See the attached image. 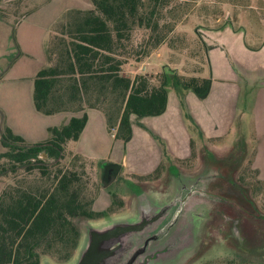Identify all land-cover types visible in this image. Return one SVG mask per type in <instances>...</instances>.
I'll return each mask as SVG.
<instances>
[{
  "label": "rangeland",
  "instance_id": "374dc122",
  "mask_svg": "<svg viewBox=\"0 0 264 264\" xmlns=\"http://www.w3.org/2000/svg\"><path fill=\"white\" fill-rule=\"evenodd\" d=\"M144 2L141 14L146 21L151 20L150 26L147 27L146 22L140 25L136 21L128 37L123 40L126 46L119 51L123 59H129L128 64L124 66V72L126 69L125 73L130 77H134L140 71L139 73L143 72L151 83L159 84L164 73H167L170 79L168 88L170 98L173 93L177 99L170 106L168 113L164 114L166 109L159 115L131 113L129 116L131 135L127 140L116 138L117 130L110 131L107 126L100 125L93 119L95 123L91 122L81 139L68 142L64 156L60 160L44 156L41 164L45 167L44 170L20 167L10 173V179L19 181L27 189L35 191L46 189L48 192L55 186L57 175L74 173L77 178L73 188L79 192L82 203L87 204L88 209L91 206L97 212L112 216L125 212L135 196L144 191L152 190L157 195L172 193L173 181L181 173L191 176L206 173L205 186H199L195 193V200L208 203L206 215L197 231L195 249L179 264L219 262L264 264V183L258 180L257 173L252 168L250 148L248 151L245 136L239 134L235 138L230 136L224 138L221 143L201 140L196 133L200 125L191 113V110L198 109V101L201 100L193 102L187 90L173 87L170 77L173 73L182 76L197 74L202 71L206 62L208 67L205 73L212 76V63L203 40L217 34L210 32L206 27L227 24L237 30L248 32L245 36L250 44L255 43V47L263 45L264 0H144ZM0 5L1 11L15 12L16 15H22L23 12L36 7L40 9L32 19L40 28L31 26L22 32L26 46L31 47L34 53L39 52L38 45L44 36L51 38L50 29L56 17L75 9L93 8L91 0H0ZM152 10L154 15H151ZM68 13L55 23L54 31L57 32L56 34L54 32V36L48 41L47 57L48 51L51 52L54 63L58 61L60 43L64 37L61 33L63 25L67 21H73L75 16ZM154 23H157V26L153 25ZM44 27L49 29L46 35ZM19 36L21 38L20 30ZM219 36L224 40H233L227 33H221ZM159 39L163 40L155 47ZM12 41L10 31H0V124L2 121L6 122L8 116L26 132L28 129L38 130L44 125L40 118L31 117L26 110L23 116L13 115L11 112L15 102L18 99L21 102L23 94L25 97L22 89L19 91V87L13 82V74L7 75L5 69L10 58L8 51ZM156 49L161 53L162 59L159 58L157 62L160 64L154 68L150 64L152 59L148 57ZM142 63L146 67L140 69ZM249 100L247 97L244 98L242 109L246 108L245 103ZM112 104V101H108L106 107ZM19 116H25V121L17 119ZM55 117L45 119H52L54 124H61L60 119L63 116ZM241 131L244 133V130ZM188 134L194 137L195 154L188 161H180L176 158V153H183V145L188 142ZM1 140L0 134V152L4 150ZM79 150L92 152L98 157L87 160L78 155L71 156L70 151L76 153ZM108 163H118L122 169L113 183L104 186L103 168ZM207 164L216 169L224 168L225 172L234 169L232 177L241 185V189L226 188L227 182L214 179V171L209 169ZM157 165L160 167L159 173L154 172L142 177L135 174L137 170L148 171ZM208 187L214 188L215 191H223L218 192L221 197L217 195L220 199L214 201V204L197 197ZM205 206V203H201L198 209H204ZM85 219L87 218L73 220L80 229L81 222ZM234 219L240 221L239 227L237 225L234 229L235 234L231 230ZM193 223L196 224L194 220ZM44 248L43 246L39 250L42 251ZM74 255L75 250L67 261L49 253L42 254L41 258L48 256L55 264H69Z\"/></svg>",
  "mask_w": 264,
  "mask_h": 264
},
{
  "label": "trees",
  "instance_id": "16d2710c",
  "mask_svg": "<svg viewBox=\"0 0 264 264\" xmlns=\"http://www.w3.org/2000/svg\"><path fill=\"white\" fill-rule=\"evenodd\" d=\"M91 1L92 9L67 12L75 16L73 21L63 25L58 61L54 63L48 51L47 66L39 70L33 88L38 112L52 115L82 111V115L72 116L64 125L51 127V137L34 144H28L8 126L3 130L0 179L6 182V187L0 194V264H40L41 255L47 253L67 261L81 237L73 219L107 216L82 203L79 192L73 188L77 178L74 173L57 175L55 186L47 192L43 188L42 191L27 189L19 181L10 179L11 172L20 167L44 170L41 165L44 156L60 160L66 144L78 140L86 127V108L101 110L108 129L117 128L115 137L122 140L131 135V113L159 115L166 109L170 85L167 73L159 84L151 83L145 74L127 76L124 66L129 59H123L119 51L136 21L150 26L151 20L146 21L141 14L144 0ZM162 40L159 39L155 47ZM170 77L173 87L191 89L199 97H206L210 91V78L176 73ZM108 101L113 104L107 108ZM159 171L160 167L155 172Z\"/></svg>",
  "mask_w": 264,
  "mask_h": 264
},
{
  "label": "crops",
  "instance_id": "0c3cea01",
  "mask_svg": "<svg viewBox=\"0 0 264 264\" xmlns=\"http://www.w3.org/2000/svg\"><path fill=\"white\" fill-rule=\"evenodd\" d=\"M39 11L40 9L36 7L28 12H23L22 15H16L15 12L0 10V31H10L13 39L8 51L10 58L6 62V73L7 75L13 74V82L19 87V91L22 89V94L25 93V97L23 94L21 102L19 99L15 102L11 112L13 115L23 116L26 110L31 117L34 116L36 119L40 118V120L44 121V125L38 130L28 129V132H26L21 129L22 126H17L14 119L7 116L6 122L2 121L0 124V134L2 137L4 128L8 126L15 134L21 135L28 144L48 140L51 136L49 130L51 127L64 125L69 122L72 116H81L83 113L82 111H62L52 115H45L38 112L35 108L32 89L34 88V81L39 70L47 66V49L50 39L47 38L48 36H44L38 45L39 52L34 53L31 47L26 46L22 32L31 26L40 28L39 24L32 21ZM61 17L62 15L60 14L52 21L50 34L54 32V25ZM206 28L210 32L217 34L216 36L213 35L215 37L209 36L203 40L207 53L210 56L213 74L210 76L205 73L208 67V62H206L203 65L202 71L194 74V76L210 78V91L203 99H197L198 95L194 91L185 89L193 102H196L195 100H201L198 101V109L191 110L195 121L200 125L196 133L205 142L218 141L220 143L224 138L230 136L235 138L238 134L240 136L244 135L247 140V143H245L248 151L250 148L249 154L251 155L252 168L257 171L258 180L264 183V43H262L263 45L255 47V43L252 42L250 44L245 36L248 32L237 30L227 24L220 27L210 26ZM19 30L21 38L19 36ZM46 31H49V29L44 27L45 35L47 33ZM221 33L230 34L233 40H224L219 36ZM160 54L156 49L148 57L152 59L150 64L154 68L160 64V62H157L161 58ZM142 64L140 69L146 67L144 63ZM162 65L166 66L164 63ZM125 72L124 74L129 76ZM139 72L136 75L143 73ZM170 95V92H168V101L164 114L168 113L170 106L177 100L173 93L172 98H170ZM245 97L250 100L245 103L246 108L242 109L241 104H243ZM84 111L88 114V122L79 139L88 130L91 122L99 123L108 128L106 116L101 110L86 108ZM8 113L10 115V111ZM55 116H63L60 119L62 120L61 124H54L52 119H45L56 118ZM19 118L25 121V116H19L17 119ZM154 118L158 119L161 117ZM93 119H95V122ZM241 130H244V133ZM188 135V142L186 145H183V153H176V158L180 159V161L190 160L195 152L194 137L190 134ZM70 154L71 156L78 155L84 157L87 160L98 157V155L86 150H79L76 153L70 151ZM156 169H158V165L148 171L137 170L135 174L140 177L148 176L154 173ZM5 187L6 182L0 179V194Z\"/></svg>",
  "mask_w": 264,
  "mask_h": 264
},
{
  "label": "water",
  "instance_id": "95a60500",
  "mask_svg": "<svg viewBox=\"0 0 264 264\" xmlns=\"http://www.w3.org/2000/svg\"><path fill=\"white\" fill-rule=\"evenodd\" d=\"M118 163L103 168L104 186L113 183L121 170ZM206 173H181L173 192L157 195L144 191L124 212L81 222V237L69 264H179L196 247L197 231L208 203L195 200ZM205 186V185H204ZM205 203L204 209H198ZM193 220L196 224L193 223ZM40 264H55L48 256Z\"/></svg>",
  "mask_w": 264,
  "mask_h": 264
},
{
  "label": "flooded vegetation",
  "instance_id": "af4514ba",
  "mask_svg": "<svg viewBox=\"0 0 264 264\" xmlns=\"http://www.w3.org/2000/svg\"><path fill=\"white\" fill-rule=\"evenodd\" d=\"M206 166H208L209 169L214 171V175H213L214 179H221L224 182H227L225 184L226 188L227 187L228 188L232 187V188H235V189H241V185H239V183L236 180H234L233 177H232V172H233L234 169H230L227 172H225L224 168H223V170H221V169L212 168L213 166L209 167V164H207ZM222 175H224V176H222ZM215 186H216V184H215ZM217 188H219V186ZM232 190L233 189H231V191ZM218 192H223V191L222 190H219V191L216 190L215 191L214 188H210L209 189V187H208L205 190H203L202 193L200 195H198L197 197L209 200L210 203L214 204V201L220 199L217 195H219L221 197V195ZM228 219H230V218H228ZM239 222L240 221L237 220V219H234L233 222H232L231 230L233 231L234 234H235V232H234L235 230L234 229L237 227V225L239 227Z\"/></svg>",
  "mask_w": 264,
  "mask_h": 264
}]
</instances>
